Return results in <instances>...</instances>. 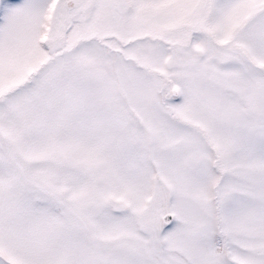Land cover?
<instances>
[{"label": "snow or ice", "instance_id": "6c2138e0", "mask_svg": "<svg viewBox=\"0 0 264 264\" xmlns=\"http://www.w3.org/2000/svg\"><path fill=\"white\" fill-rule=\"evenodd\" d=\"M0 264H264V0H0Z\"/></svg>", "mask_w": 264, "mask_h": 264}]
</instances>
